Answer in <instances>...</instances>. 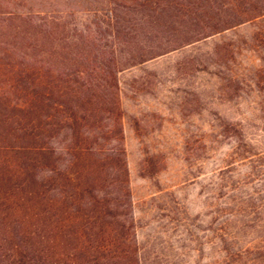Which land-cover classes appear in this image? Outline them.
<instances>
[{
	"label": "rangeland",
	"instance_id": "374dc122",
	"mask_svg": "<svg viewBox=\"0 0 264 264\" xmlns=\"http://www.w3.org/2000/svg\"><path fill=\"white\" fill-rule=\"evenodd\" d=\"M89 1L60 3L73 12L63 36L109 51L117 28L110 6ZM30 7L38 0H0L2 12ZM143 38L133 39L134 48ZM128 48H115L121 115L102 114L101 128L115 132L98 142L126 154L130 245L141 263L264 264V15L144 62L129 64ZM68 142L62 132L51 146ZM110 171L104 192L117 195Z\"/></svg>",
	"mask_w": 264,
	"mask_h": 264
},
{
	"label": "trees",
	"instance_id": "16d2710c",
	"mask_svg": "<svg viewBox=\"0 0 264 264\" xmlns=\"http://www.w3.org/2000/svg\"><path fill=\"white\" fill-rule=\"evenodd\" d=\"M79 1L0 11V264H142L130 245L126 154L98 142L115 132L102 114L121 115L116 45L129 47V64L144 62L264 15V0H99L117 26L108 51L63 36L70 12L57 8ZM62 132L69 142L51 146ZM106 168L117 195L104 192Z\"/></svg>",
	"mask_w": 264,
	"mask_h": 264
}]
</instances>
